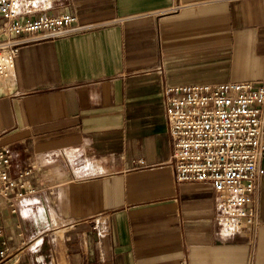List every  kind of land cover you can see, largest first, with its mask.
Returning a JSON list of instances; mask_svg holds the SVG:
<instances>
[{
  "label": "crops",
  "instance_id": "1",
  "mask_svg": "<svg viewBox=\"0 0 264 264\" xmlns=\"http://www.w3.org/2000/svg\"><path fill=\"white\" fill-rule=\"evenodd\" d=\"M93 30L28 43L0 70V145L33 195L1 199L4 264H264L207 183L174 181L162 87L264 77V0H40ZM264 169V159L262 160Z\"/></svg>",
  "mask_w": 264,
  "mask_h": 264
},
{
  "label": "built area",
  "instance_id": "2",
  "mask_svg": "<svg viewBox=\"0 0 264 264\" xmlns=\"http://www.w3.org/2000/svg\"><path fill=\"white\" fill-rule=\"evenodd\" d=\"M40 0H0V70L11 67L21 46L85 33L96 26L81 24L68 13H39ZM168 132L172 142L174 181L207 183L215 191L217 222L227 233L255 232L261 225L255 193L264 175V77L256 82L216 85H164L161 90ZM13 152L0 145V200L10 203L33 195V167L17 177L9 170ZM1 208V207H0ZM0 209V264L9 258ZM247 264H255L253 255Z\"/></svg>",
  "mask_w": 264,
  "mask_h": 264
}]
</instances>
